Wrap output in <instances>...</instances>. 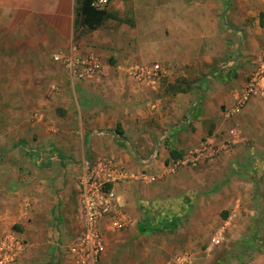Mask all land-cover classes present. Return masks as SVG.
Wrapping results in <instances>:
<instances>
[{
  "label": "crops",
  "instance_id": "0c3cea01",
  "mask_svg": "<svg viewBox=\"0 0 264 264\" xmlns=\"http://www.w3.org/2000/svg\"><path fill=\"white\" fill-rule=\"evenodd\" d=\"M141 1L149 4L152 11L149 13L156 15L152 8H157V13L160 12L162 16V19L151 21L145 33L140 34V38L146 41L148 59L161 63L184 62L185 57L192 55L193 51H190L189 47L194 41H202L203 36L216 41L213 37L215 35L212 34H215L214 29L219 30L220 23L214 16L210 19L201 17L198 9L201 8V1L194 0V8H198L194 13L193 23H188V27L186 13L183 12L182 19H178L177 38L166 33L169 23L167 16L163 17V7L167 5V0ZM133 2L129 6L131 7L129 17L122 18L111 11L107 21H121L131 28L136 27L133 16L139 14L136 3L140 1ZM227 14L232 24L241 25L235 31L227 30L228 37H231L234 43L229 40L230 49L229 41L225 43L226 56L217 63V68L209 77L197 80L192 90L177 93L174 97H155L153 89L159 88L158 82L134 79L135 81L125 83L106 76L103 78L105 84L103 87L113 88L119 94L124 91L133 94L128 104L95 108L89 106L81 113L70 109L66 115L67 121L80 122L78 125L71 124L67 128V135L75 136L74 129L79 127L81 138L87 135V150H94L98 157L95 162L102 158H110L125 168L127 178L117 183L115 190L123 208L131 216L128 225L130 229L138 231L141 235H164V232H167L170 237H176L172 240L174 247L196 246L200 242V234L208 225V221L201 216L206 214L207 208L201 204V200L204 199L202 194L206 192L203 189L207 188L208 183L209 194L214 192L215 185H217L215 191L221 188L216 176H210L214 171H217V176L223 174L227 190L230 191L229 198L225 201L222 198L220 201L221 208L229 211L223 224L226 223L231 232L240 218L253 214V211L242 208L249 202H255L250 190L252 182L248 179H255V175L264 179L262 96L260 94L252 96L240 113H228L238 95L247 86L264 49V0H236ZM251 17L253 26H248ZM75 19V0H0V39L23 41L25 47L29 49L31 59H36L35 57L44 51L49 53L75 42V34L81 33L82 30ZM134 37L135 34L131 39ZM175 40L178 41L177 46L174 44ZM17 45L20 46L21 43ZM78 47L84 53L92 52L91 48L88 50V47L81 45ZM194 53L196 55L192 56L195 59L200 57V51L198 55L196 51ZM193 57L188 58L191 60ZM231 61L232 64L221 67L222 64ZM108 67L110 64L107 67L103 65L102 75L107 73ZM198 71L201 72L202 69ZM155 119L165 128L164 132L160 129L154 130L152 125ZM34 133L41 137L42 130ZM206 139L224 146L220 153L224 152L223 157L226 160L223 161L220 155V159L215 158L214 164H209L210 169L207 168L203 173L192 165H184L175 171L172 166V159L175 158L171 157L170 150L185 152ZM81 141L82 139L77 142L82 143ZM70 144L69 139L62 141V150L66 152L75 150ZM33 146H26L19 140L5 151L0 161V234L14 230L12 233L26 238L33 247L46 250L53 247L57 241V228L61 230L58 195L61 193L59 188L65 172L61 168L65 165L69 169L72 165L63 160L69 159L67 156L60 158L56 154L58 151H55L54 156L40 161L43 157L37 158L40 154L38 150L45 149H41L42 147L37 144ZM211 162L213 163V161L209 163ZM85 163L89 161L84 160ZM248 167L253 169L246 179L248 173L244 169ZM241 184L242 187L237 186ZM218 191L216 195L213 194L212 199L219 200L221 194H218ZM69 194L68 190L61 194L63 203L61 208L67 206ZM188 195H191L196 203L194 210L191 209L192 201ZM163 199H171L174 208L183 211L179 224L176 228L157 227L141 232L140 224L148 207ZM196 217L199 219L196 220ZM186 220L189 221L188 226ZM106 224L104 220L102 228L107 247L111 231L107 229ZM185 232H190L187 238ZM135 247L139 248L136 256L141 258L140 260L144 256L148 259L147 249L150 246L147 243L140 245L136 242ZM191 256L195 261V255L191 253Z\"/></svg>",
  "mask_w": 264,
  "mask_h": 264
},
{
  "label": "rangeland",
  "instance_id": "374dc122",
  "mask_svg": "<svg viewBox=\"0 0 264 264\" xmlns=\"http://www.w3.org/2000/svg\"><path fill=\"white\" fill-rule=\"evenodd\" d=\"M139 1L136 3V10L139 14L132 15L133 19L136 20V27L131 28L121 21H107V19L102 21L94 30H88L84 25L79 27L80 30L82 29L81 33L75 34V42L73 43L88 47V50L91 48L92 52L100 57L102 64L106 67L110 64L105 75L101 73L99 76L87 81H72L63 67L53 60L52 54L60 48L49 53L44 51L40 56L35 57L36 59H31L28 54L29 49L25 47L23 41L0 39V161L9 147L21 140L26 146L37 144L42 147L41 149H45L38 150L40 154L37 158L43 157L40 161L54 156L55 151H58L56 154L60 158L67 156L69 159L63 160L72 165L69 169L65 165H62L61 168L65 172L59 188L61 193L58 195L61 230L57 228V241L53 247L45 250L44 248L33 247L29 240L15 233L16 236L24 239L27 243L26 250L16 264H45L48 262L77 264L69 252V246L82 231L80 177L87 170V163L84 164V160L89 161V164L92 165L98 157H96L94 150H87V135H83L81 138L79 127L74 129L76 131H74L75 136L69 137L67 135V128L71 124L78 125L80 123L79 121H72V123L67 121V112L71 109L74 112L81 113L84 108L89 106L95 108L112 104L118 106L128 104L129 98L133 94H128L127 91L119 94L113 88L103 87L105 85L103 78L109 76L110 79H119L125 83L135 81L128 73V68L134 64L150 65L151 63H160L162 67H165H163L165 69L164 76L157 81L159 88L153 89L155 97H174L177 93L192 90L194 83L199 79L209 77L212 74L211 72H214L217 68V63L226 56L224 54L225 43H228L229 40L232 41L231 37H228V33L241 27L239 24H232L227 14L231 11V6L236 0H199L201 1V8H197L200 9L201 17L210 19L214 16L220 23L219 30L214 29L213 33L215 34H212L215 35L213 37L216 38V41L213 40V42L212 38L209 39L208 36H203L202 41L196 40L191 43L189 47L191 48L190 51H193L191 54L196 55L194 53L196 51L198 55L200 51V57H198L200 60L195 59L194 55H188L183 60L184 62L171 61L162 62L164 63L162 64L161 61L157 62L146 57V41L140 38V34L145 33L151 21H156L157 18L162 19L161 13H157V8H152L156 15L149 13L151 10L149 4ZM110 2L104 9L105 12L112 11L119 17H129L131 8L129 6L130 3H134L133 0H111ZM166 3L167 5L163 7V17L167 16V22L169 23L166 33L177 38L178 19H182L183 12L186 13V25L188 27V23L194 21V13L197 12V8H194V0H167ZM252 22L253 17L249 19L250 24L247 25L253 26ZM191 26L193 25L191 24ZM208 30H206L207 35L209 34ZM227 30H229L228 33ZM134 34L135 37L131 39ZM19 42L21 43L20 46L17 45ZM177 42V40L174 41L175 46H177ZM230 47L229 41V49ZM188 57L194 59L189 60ZM199 69H202V71L199 72ZM157 117L159 118V116ZM158 123L159 121L155 119L152 125L154 130L160 129L161 132H164L165 128ZM40 129L42 130L41 137L37 135L38 132L34 133V131ZM80 138L82 143L77 142L81 140ZM68 139L75 150L66 152L62 150L61 143ZM191 148H194V146ZM188 150L181 152L179 156L177 155L175 159H172V166L175 171L184 166L174 164ZM223 154L224 152L220 153L216 159H220L221 155V159L225 161ZM82 156L83 159L81 160ZM209 164H214V161L213 163L207 161L192 166L203 173L206 172L207 168L210 169ZM200 165L204 168H200L202 167ZM252 169V167L244 169L248 173L246 179L249 178ZM210 176H216V179H218V185L221 188L219 191L216 188V191L221 196L219 195V200L212 199L213 194L216 195L215 187L217 185L213 188L215 193L209 194V183L206 185L207 188L203 189L206 192L202 194L204 199L201 200V204L206 205L207 208L205 209L206 214L202 213L201 216L202 219L208 221V225L206 224L205 230H202L200 242L196 246L174 247L172 240L176 237H170L167 232H164V235H141L138 231L131 230L130 226H127L121 230L111 231V237L107 241L105 252L97 264H169L177 255L188 251L196 257L193 264H264V179L256 175L254 176L255 179H248L249 182H252L250 190L255 202H249L247 206L243 205L242 208L253 211V214L240 218L235 224L233 232L226 227L225 240L219 244H214L212 237L215 236L217 229L223 224L226 213H229L228 209L221 208L222 202L220 200L224 198L223 201H225L229 198L230 191L227 190L226 179L223 174L217 176V171H214V174L212 173ZM207 178L210 179L209 176ZM237 186L242 187V184ZM66 190L70 193L69 200L67 206L64 205L61 208L63 204L61 194H65ZM188 197L192 201L191 209L194 210L196 203L191 195H188ZM195 219L199 218L196 217ZM185 222L188 226L189 221L186 220ZM189 233L185 232L186 238ZM255 235L257 236L255 237ZM247 239H250L253 243V250L250 254H245L239 259L236 255L243 252L242 243ZM136 242L140 245L141 243H147L150 246L147 249L148 259L144 256L140 260L141 258L136 256V251L139 250L135 247Z\"/></svg>",
  "mask_w": 264,
  "mask_h": 264
},
{
  "label": "built area",
  "instance_id": "2783aa9c",
  "mask_svg": "<svg viewBox=\"0 0 264 264\" xmlns=\"http://www.w3.org/2000/svg\"><path fill=\"white\" fill-rule=\"evenodd\" d=\"M110 0H92L91 5L97 10H104ZM72 81H84L99 76L103 70L100 57L94 53H84L72 43L52 54ZM233 62L222 64L224 68ZM129 75L136 81L156 83L164 76L165 71L159 63L152 65H130ZM260 94L264 100V50L247 86L236 98L229 114L240 113L252 96ZM224 146L206 139L198 146L189 149L179 157L175 165H197L214 161ZM87 170L80 177V208L82 231L69 246V252L77 264H97L106 249L105 233L102 222L106 221L108 230H121L131 222V216L123 208L115 185L127 178L125 168L110 158H102L92 165L87 163ZM226 223L217 229L212 237L214 244L225 240ZM27 248L24 239L12 232L0 234V264H16ZM169 264H193L190 253L177 255Z\"/></svg>",
  "mask_w": 264,
  "mask_h": 264
},
{
  "label": "trees",
  "instance_id": "16d2710c",
  "mask_svg": "<svg viewBox=\"0 0 264 264\" xmlns=\"http://www.w3.org/2000/svg\"><path fill=\"white\" fill-rule=\"evenodd\" d=\"M92 0H75V20L80 26L84 25L88 30L96 29L102 21L108 19L109 13L105 10H97L91 5ZM171 157L176 158L180 152L176 149L170 150ZM183 217V211L176 210L172 205L171 199L159 200L148 207L145 217L140 224V231H150L157 227L176 228L179 221ZM257 235H255L256 237ZM258 238V237H257ZM253 243L250 239L243 241V252L237 254V258L241 259L245 254H250L253 250ZM46 264H54L48 262Z\"/></svg>",
  "mask_w": 264,
  "mask_h": 264
}]
</instances>
